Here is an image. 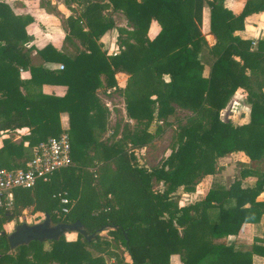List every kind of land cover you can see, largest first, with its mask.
Masks as SVG:
<instances>
[{
	"label": "trees",
	"instance_id": "16d2710c",
	"mask_svg": "<svg viewBox=\"0 0 264 264\" xmlns=\"http://www.w3.org/2000/svg\"><path fill=\"white\" fill-rule=\"evenodd\" d=\"M63 4L80 7L78 15L63 22L65 47L70 46L74 55L47 45L36 51L41 63L34 65L32 49L24 47L30 41L25 29L33 20L15 16L0 3V130H30L18 144L3 141L0 168H23L33 146L60 134L62 113L69 119L72 157L71 166L47 181L15 190L13 208L0 210V264H108L106 259H114L110 264H170L172 255H178L182 264H252L253 255L264 258V239H255L249 251L213 243L238 235L264 216V202L257 201L264 194V38L253 48L251 41L233 35L243 29L248 15L264 11V0H248L238 16L224 8L223 0H63ZM206 6L216 59L205 78L199 58L205 41L199 26ZM109 8L121 12L129 27L118 29L121 49L112 57L99 44L114 29L104 14ZM153 20L160 31L149 40ZM46 63L64 68L49 71ZM20 68L30 73L26 83L19 80ZM116 73L129 76L121 94L135 124L125 125L121 138L106 144L98 132L105 129L107 114L95 93L116 87ZM43 85L64 86L67 91L57 98L30 90ZM239 88L246 92L249 122L234 125L222 121L220 113ZM175 108L193 116L178 124L171 152L159 166L150 170L140 166L139 151L163 131L157 126L152 132L154 124L172 126L169 117ZM237 153L248 164L231 184L216 182L201 201L178 205L179 189L194 192L202 179L220 172L218 159ZM249 178L255 180L253 185L243 186ZM155 184L163 191H155ZM61 196L71 206L68 214L58 217ZM29 208L48 216L53 225L78 222L94 237L88 240L78 234L68 241L62 236L49 241L48 250L34 241L11 253L3 226ZM101 232H107L115 245L101 238ZM112 247L122 248L129 262Z\"/></svg>",
	"mask_w": 264,
	"mask_h": 264
},
{
	"label": "crops",
	"instance_id": "0c3cea01",
	"mask_svg": "<svg viewBox=\"0 0 264 264\" xmlns=\"http://www.w3.org/2000/svg\"><path fill=\"white\" fill-rule=\"evenodd\" d=\"M247 2H248V0H223V6L225 9H227L228 11H230L233 14H235L236 16H238L243 12ZM0 3H3L6 6H8L15 16H17V17H29L33 20L32 23L29 24L25 29L26 34L30 37V41L28 43H26L24 46L26 50L32 49V52L30 55L32 64L38 65L41 63V61L36 56V51H39V50L45 48L47 45H51L54 49H56L57 51H60V52L63 49L67 48L68 45H66V47H65V44H64V38H65V31H64V27H63L64 21H62V24H60V20H59L60 17H58L56 15L57 12H58V14L60 13L62 15H65L63 13L61 5H57V7H56V6H54V4H51L54 7H56V9L54 8L55 10L52 12V11H47V8L43 7L40 0H0ZM63 6H66V5L64 4ZM75 6L77 7V5H75ZM76 9H78V14H79L80 13V7H77ZM106 13H110L108 16L114 22V29L105 33L99 39V44H101L102 51L106 52V55L108 57H112L111 54L114 51H116L117 55H118L120 53V49H121L120 44H119V31H118V29L119 28L129 29V27H128V22H127L126 18L124 17V15L121 12L113 11L112 8H109L104 12V14H106ZM71 15L75 16L76 14L69 13L66 15V18H68ZM116 16L121 17L122 18L121 21L124 24H118L116 22V20H117ZM210 18H211L210 8L206 6L203 8L202 22H201V25L199 26L200 33L202 35V38L205 41V45L202 47L200 54H199L200 60H202L204 63L202 76L205 78L208 77L210 70H211V66L216 59V58H214L213 51H212L213 47L216 44V38L211 33V29H210L211 19ZM159 31H160V27H159L158 23L154 20L151 21V24H150L148 32H147L148 39L153 40L158 35ZM233 35L239 37L242 40L251 41V44L255 43V46L252 45L253 48H255L257 45V42L264 38V11L260 12V13H253L252 15H248L244 19L243 29L240 31L234 32ZM76 43H78V42L76 41ZM63 51H64V54L68 55L66 52V49ZM58 65H60V64H58V63H46L43 66L45 67L46 70L58 71V69H57ZM128 77L129 76L124 74V73H116L115 74V80H116V84H117L116 87H112V88L102 87V88L97 89V91L95 93V97L105 109H107V108L111 109L110 107H114V105L111 104L109 101L111 98L110 93L114 92V91H119V90L123 91L127 85ZM30 78H31L30 73L26 69H24V68L19 69V80L22 83L28 82L30 80ZM163 80L165 82H168L169 77L167 75H165V76H163ZM30 90H33L35 92L41 91V93H43L45 95H50V96H54L57 98L64 97L66 94V91H67L66 87H64V86H52V85H43L41 87V90L36 88V87L31 86ZM19 91L21 92L22 95H25V93H26L23 86H20ZM243 93H246L243 89H240V88L237 89V91L235 92V94L232 98V100L234 99V104L235 103H236V105L240 104L243 107L245 105V103H247V102H245L246 100H245L244 96L242 95ZM120 100H121V105L116 106V107H117V109L125 110V113H126V104H125L124 97H121ZM247 110H248L247 114L246 113L240 114L242 119L246 121L244 124H247L249 122V107L248 106H247ZM231 114H232L231 117L233 118L235 114H233V113H231ZM125 118H126V125L133 126L135 124V122L127 116V113L125 115ZM68 125H69V121L67 118V114L66 113L60 114V129H61L60 132L65 128H68V132H69ZM29 135H30V130L26 129V128L21 129V130H16V131L0 130V149L3 146V141L6 139H9L12 142L18 144L19 142L22 141L23 137H26ZM120 138H121V134L119 136V139ZM23 146L28 147L29 146L28 142L24 141ZM128 146H130V145H128ZM147 146L143 147L139 151L138 155H140L141 152ZM237 154L243 155L241 153H237ZM233 155H236V154H233ZM231 156L220 158V159H218V161L221 159L230 158ZM218 161H217V166H218ZM247 161H248V159L245 162L248 163ZM139 163H142L140 158H139ZM218 169H221V168L218 167ZM221 171L222 170H220V172ZM219 173H217L216 175H218ZM216 175H214V176H216ZM213 184L214 183L210 184L207 188H203L202 184L200 183L197 186L196 190L192 193H187V192L183 191V189H179L175 194L178 205L180 207H184V206H188L190 204H194L196 202L201 201ZM155 185H156V188L158 187L159 192L163 191L162 185H157V184H155ZM228 185H225V186H228ZM251 185H253V184H248V182H246V180L244 181L243 186H251ZM153 189H155V188L153 187ZM155 191H157V190H155ZM179 196H181V198H183L185 202L183 200L180 201L181 198ZM257 201L264 202V194H261L257 198ZM244 229H248V231H250V234H242V233H244ZM242 237H244L246 239H244ZM66 239L68 241L76 240V239L71 240L69 238H66ZM255 239H260V240L264 239V216L262 217L260 223H258V224H247V225H245L241 229V231L239 232L238 235L229 236L225 239L214 240L213 243L214 244H225L226 246L233 245L236 250L249 251L251 249V246L253 245ZM44 243H46V242H44ZM49 247L50 246L48 244V246H44V249L48 250ZM124 260L126 262H129V258L127 255L125 256ZM113 261H114V259H111L110 263H112ZM107 263H108V261H107ZM169 263L170 264H182L178 255H172L169 259ZM252 264H264V258L257 256V255H253L252 256Z\"/></svg>",
	"mask_w": 264,
	"mask_h": 264
},
{
	"label": "rangeland",
	"instance_id": "374dc122",
	"mask_svg": "<svg viewBox=\"0 0 264 264\" xmlns=\"http://www.w3.org/2000/svg\"><path fill=\"white\" fill-rule=\"evenodd\" d=\"M40 1L44 8H47L48 10L52 12L56 9L57 5L62 6V10L65 15H62L60 13L58 14V12L56 13V15L60 17L59 18L60 24H62V21L65 22L67 14L69 13L78 14V9H76L77 7L75 6V4H71L70 7H68V6H63L64 5L63 0H40ZM51 4H54V6L56 7H54ZM106 14L109 15L110 13H106ZM116 17H117L116 22L118 24H124L121 21L122 19L121 17L119 16H116ZM66 52L69 56L74 55V51L72 50L70 46H67ZM120 92L121 90L110 93L111 98L109 101L111 104L114 105V107H110L111 109H108V108L105 109L106 114H107L106 122H105V129L103 132H98V139H100L101 142L106 143V144H110L114 141H117L123 130V127L126 125L125 110L117 109L116 107V106L121 105L120 99L123 96ZM242 95L245 98L246 94L243 93ZM247 106H249L247 103H245L243 107L240 104L236 105V103L234 104V99L233 100L231 99L227 108L221 111L220 118L221 120L229 121L234 125H237V124L243 125L246 121L242 119L240 114L248 113ZM175 109L176 110H175L174 116L169 117V121L172 123V126L168 127L164 123H161V122L159 123V125L154 124V127L152 128V132H154L157 126L161 128V130L163 131L162 133H159L158 135H156L154 140L141 152V154L139 155L140 157L138 156L142 162V163H139L140 166H143L149 170L159 166L162 163V161L166 159L167 156L171 152V148L174 142V136L178 129V124H180L181 126L184 125L185 120L188 117L193 116L192 113H189L187 111H183L178 108H175ZM231 113L235 114L233 118L231 117L232 116ZM67 118H68V115H67ZM246 160H247L246 157H244L243 155H238V154L232 155L230 158L219 160L218 167H220L222 171L216 176H207L206 178L202 179L201 184L203 188H207L210 184L216 183V182L220 184H224V185L231 184L233 180L239 176V171L243 167V165L248 164L245 162ZM94 164L99 165L100 163L96 160ZM254 181L255 180L253 178L252 179L249 178L248 180H246L248 184H252ZM154 188H155L154 190H157L158 192V187L156 188V185H154ZM179 197L181 198V196ZM182 200L184 201L183 198L180 199V201ZM44 219H45L44 214L34 213L32 211V208L25 209L18 218H15L14 220L6 223L3 226V230L5 233L9 234L13 232L15 226L19 225L20 223L34 225V224L42 223ZM51 225L53 224L51 223ZM242 234H250V231H248V229H244V233ZM77 236H78V233L76 232H66L64 235L65 238H69L71 240L76 239ZM100 237L103 239H106L107 241H111L112 244H114V242L112 241V238L107 235V232H101ZM44 246H48V243L47 242L44 243ZM111 250L113 252L120 253L123 259L126 256L122 248H119L117 250L116 248L112 247ZM107 261H108V264H110V260L107 259Z\"/></svg>",
	"mask_w": 264,
	"mask_h": 264
},
{
	"label": "built area",
	"instance_id": "2783aa9c",
	"mask_svg": "<svg viewBox=\"0 0 264 264\" xmlns=\"http://www.w3.org/2000/svg\"><path fill=\"white\" fill-rule=\"evenodd\" d=\"M255 46V43L252 44ZM114 51L111 56H116ZM58 65V70H63ZM72 165L71 143L68 128L63 129L56 137H51L34 146L31 158L23 168L8 170L0 168V210L10 211L13 208V193L18 189H32L38 182L50 179L53 174ZM61 209L56 215L69 213L71 201L60 197Z\"/></svg>",
	"mask_w": 264,
	"mask_h": 264
},
{
	"label": "water",
	"instance_id": "95a60500",
	"mask_svg": "<svg viewBox=\"0 0 264 264\" xmlns=\"http://www.w3.org/2000/svg\"><path fill=\"white\" fill-rule=\"evenodd\" d=\"M66 232H76L84 238L90 240L94 236H88L80 223L74 224H57L51 225V220L45 215L42 223L28 225L20 223L15 226L13 232L7 234V242L10 247V252H14L16 248L22 245H28L31 242H49L58 240L64 236Z\"/></svg>",
	"mask_w": 264,
	"mask_h": 264
}]
</instances>
